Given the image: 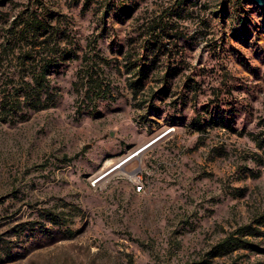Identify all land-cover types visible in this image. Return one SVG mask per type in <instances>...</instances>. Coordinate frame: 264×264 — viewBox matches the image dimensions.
Instances as JSON below:
<instances>
[{"label": "rangeland", "instance_id": "rangeland-1", "mask_svg": "<svg viewBox=\"0 0 264 264\" xmlns=\"http://www.w3.org/2000/svg\"><path fill=\"white\" fill-rule=\"evenodd\" d=\"M32 10L45 47L16 35ZM49 58L48 107L0 104V264H264V6L0 0V100Z\"/></svg>", "mask_w": 264, "mask_h": 264}, {"label": "trees", "instance_id": "trees-1", "mask_svg": "<svg viewBox=\"0 0 264 264\" xmlns=\"http://www.w3.org/2000/svg\"><path fill=\"white\" fill-rule=\"evenodd\" d=\"M48 26L49 24L44 20L42 15L38 13V11H28L27 13L20 15L19 25L17 26V28H19V33H16V35L27 37V39L34 41L31 43L33 47H45L49 42V39H46L50 32L48 31ZM43 64L44 65H42L40 70L34 73L32 81L23 93L24 96L19 93V89L13 90L12 93L8 90L3 92L4 94L1 98L2 100H0V104L1 111L4 114L6 113L9 115L13 110L19 107L22 103L21 100L24 97L30 100V103L35 109L48 107V99H43L42 96L44 90L48 89L49 84L47 74L50 68L54 65V60L51 58L46 59ZM135 83H138V81ZM257 222L260 226L264 225V220L258 219ZM238 232L241 233L240 236L232 234L219 242L214 247L215 255L224 256L240 248H254L253 243L244 237L247 235L256 236L263 233L259 227H253L252 225H246L240 228Z\"/></svg>", "mask_w": 264, "mask_h": 264}, {"label": "bare ground", "instance_id": "bare-ground-1", "mask_svg": "<svg viewBox=\"0 0 264 264\" xmlns=\"http://www.w3.org/2000/svg\"><path fill=\"white\" fill-rule=\"evenodd\" d=\"M149 145V143L143 144L140 152H136L134 154H131L130 156L126 157V158H120V159H109L107 160L104 168H102L99 172H98V176L100 175H106L110 170L115 169V170H123L125 165L132 159H136L138 156H136V154L140 155L145 149H147V146ZM139 151V150H138ZM131 158V159H130ZM97 175V174H96ZM102 177V176H101Z\"/></svg>", "mask_w": 264, "mask_h": 264}, {"label": "built area", "instance_id": "built-area-1", "mask_svg": "<svg viewBox=\"0 0 264 264\" xmlns=\"http://www.w3.org/2000/svg\"><path fill=\"white\" fill-rule=\"evenodd\" d=\"M134 170H137V172L135 173V176H134V190L135 192H143L145 191V182H144V179H143V167H141V165H137L135 167ZM99 182V179L98 178H95L91 181V185L92 186H96V184H98Z\"/></svg>", "mask_w": 264, "mask_h": 264}, {"label": "water", "instance_id": "water-1", "mask_svg": "<svg viewBox=\"0 0 264 264\" xmlns=\"http://www.w3.org/2000/svg\"><path fill=\"white\" fill-rule=\"evenodd\" d=\"M250 1H253L260 6H264V0H250Z\"/></svg>", "mask_w": 264, "mask_h": 264}]
</instances>
